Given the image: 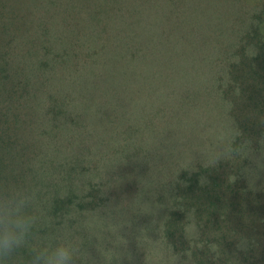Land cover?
Listing matches in <instances>:
<instances>
[{"label":"rangeland","instance_id":"rangeland-1","mask_svg":"<svg viewBox=\"0 0 264 264\" xmlns=\"http://www.w3.org/2000/svg\"><path fill=\"white\" fill-rule=\"evenodd\" d=\"M260 43L264 0H0L2 111L24 152L15 174L42 199L45 234L30 243L67 236L77 264H264V187L229 183L235 162L208 170L230 187L227 239L256 237L259 258H215L224 225L195 218L196 241L191 217L169 225L204 168L193 151L214 145L226 116L259 147L264 73L249 69ZM54 198L71 204L53 214Z\"/></svg>","mask_w":264,"mask_h":264},{"label":"clouds","instance_id":"clouds-1","mask_svg":"<svg viewBox=\"0 0 264 264\" xmlns=\"http://www.w3.org/2000/svg\"><path fill=\"white\" fill-rule=\"evenodd\" d=\"M255 49H250V55ZM244 134L236 121L226 116L221 125V132L216 136L214 145L205 152H199L204 168H216L221 162H235L238 169L228 177L229 183L245 179L248 188L258 190V183L264 187V136L258 140L259 147L253 146L251 139L243 138ZM241 138V139H238ZM193 152L189 153L188 163L193 162ZM247 161L246 164L243 162ZM204 177L201 178L203 183ZM103 194V193H102ZM39 189L35 186L19 188H0V264H10L12 257L21 249H27V256L21 264H77L81 261L80 244L64 236L59 240L47 239L33 245L32 237L41 227V216L36 213ZM186 236L193 241L199 240V231L195 219V209L191 210V224L186 230ZM234 253L245 256L251 253L259 258L261 244L256 237L243 232H233ZM217 255L218 249H211ZM179 257L176 256L175 260ZM90 257H86L88 264Z\"/></svg>","mask_w":264,"mask_h":264},{"label":"trees","instance_id":"trees-1","mask_svg":"<svg viewBox=\"0 0 264 264\" xmlns=\"http://www.w3.org/2000/svg\"><path fill=\"white\" fill-rule=\"evenodd\" d=\"M258 53L253 57L250 64H255L257 69H249L250 73L256 76L264 73V43L257 44L256 46ZM260 69H259V67ZM2 62L0 61V78H2ZM258 73V74H257ZM264 77V76H263ZM1 81V80H0ZM0 82V87H1ZM14 111V110H13ZM12 111V112H13ZM10 109L2 111V95H0V188L12 189V184H16L19 188V174H15L16 171V158L19 159L22 152H18V142L14 136L13 129H16L15 120L13 123L9 122L7 118V113ZM15 117V113L12 114ZM14 125L11 129L10 126ZM18 161V160H17ZM209 173L208 168H200V171L193 173L192 177L188 178V184L184 187V196L181 197L179 204L181 209L176 210L172 214V218L169 220L170 228L173 229L174 226L181 230L188 223L186 218L191 217V210L195 209V218L201 222H209L224 225V229L219 234V238L212 242L211 246L218 249L217 255L219 258H231L233 255L234 244L233 240L227 239L230 232L233 231L231 225L233 221L230 220L233 216L232 211L234 210V202L232 198L226 191L230 190L228 184L221 186L222 183L217 182L218 177H212ZM206 176L209 181L199 182V178ZM38 202L42 203V199L38 197ZM67 203H70V199L67 198ZM65 201L61 199H53V206L51 208V213L55 214L61 206H63ZM234 208V209H233ZM41 226L42 223H41ZM44 227L47 229L46 225ZM176 227L174 229H176ZM223 227V226H222ZM40 227L38 231L34 234L31 241H33L39 234L44 235L45 231ZM38 234V235H37ZM229 234V235H228ZM30 241V242H31ZM215 254V253H214ZM27 249L19 250L12 258H26ZM215 256V255H214ZM216 258V257H215Z\"/></svg>","mask_w":264,"mask_h":264}]
</instances>
